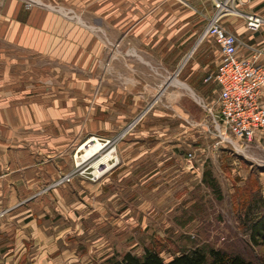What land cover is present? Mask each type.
<instances>
[{"label": "rangeland", "instance_id": "rangeland-1", "mask_svg": "<svg viewBox=\"0 0 264 264\" xmlns=\"http://www.w3.org/2000/svg\"><path fill=\"white\" fill-rule=\"evenodd\" d=\"M19 1L24 12L39 7L72 19L82 32L78 34L84 27L103 33L89 20L103 13L113 22L116 15V0ZM213 3L123 0L117 16L124 21V53L118 56L111 40L98 47L91 41L92 51L82 54L79 38L70 61L0 42L1 51L12 56V88L35 92L50 81L75 84L76 100L70 106L74 120L63 122L64 127L74 122L75 136L61 137L59 150L50 156L44 142L38 161L58 163L53 184L68 186L70 196L60 200L55 212L70 230L77 264H115L126 252L142 256L146 250L169 260L194 248L226 250L264 264V242L253 244L244 224L248 212L258 216L257 206L264 200V129L250 143L234 144L206 112L215 105L216 84L204 77L214 68L218 50L212 39L201 40L200 33ZM231 16L237 14L226 12L221 24L229 25ZM147 47L151 53L143 51ZM117 62L125 81L132 74L127 66L133 64L139 82L122 90L109 84L101 88L106 77L115 80L111 67ZM206 65L209 69L202 71ZM90 136L112 143L78 165L76 158L85 153ZM112 149L115 166L90 180L92 166Z\"/></svg>", "mask_w": 264, "mask_h": 264}, {"label": "crops", "instance_id": "crops-1", "mask_svg": "<svg viewBox=\"0 0 264 264\" xmlns=\"http://www.w3.org/2000/svg\"><path fill=\"white\" fill-rule=\"evenodd\" d=\"M122 2L115 1L113 22H109L103 13L94 16L97 18L94 21L89 20L88 23L99 25L100 30L105 29L103 33H94L92 29L87 31L84 27V33L78 34L82 32L76 30L75 22L68 17L39 7L24 12L19 0H0V42L13 44L22 52L47 54L70 61L76 53L79 38L84 42L78 49L82 54L86 49L92 51L91 41L97 42L98 47L100 43L104 44V40H111L116 43V56L123 55L125 36L120 29L124 21L121 22V17L117 16ZM235 8L264 18V0H249L246 4L239 1ZM229 21L226 27L222 25L243 43L238 46L240 57L250 56L244 44L264 47V24L254 31L246 26L241 16H231ZM140 24L134 26L139 27ZM108 25L110 28L107 30ZM171 47V40H168L167 49ZM149 49L152 48L147 47L143 51L151 53ZM187 54L185 51L183 58ZM11 57L5 49H0V73L3 76L0 79V264H77L74 243L68 241L70 230L67 231L66 225L60 222L59 212H55L60 200L70 196L68 186L53 184L59 175L58 163L53 159L38 161L44 142L50 147V156L59 150L61 137L75 136L74 122L70 126L63 125L64 121L74 120L70 106L76 100L75 84L64 82L59 85L50 81L35 92L25 91L23 87L18 91L12 88ZM260 59L264 61V55ZM218 62L219 50L214 68L209 69L206 65L200 69L213 71ZM118 65L119 62L111 67L116 69L115 80L106 77L105 83H100L101 88H108L109 84L116 90H122L130 83L133 87L135 82H139L133 76V64L130 68L127 66V72L132 73L127 81L121 77L123 72ZM117 96L120 99L122 94L117 91Z\"/></svg>", "mask_w": 264, "mask_h": 264}, {"label": "built area", "instance_id": "built-area-1", "mask_svg": "<svg viewBox=\"0 0 264 264\" xmlns=\"http://www.w3.org/2000/svg\"><path fill=\"white\" fill-rule=\"evenodd\" d=\"M239 1L214 0V11L207 19L201 40L212 39L219 50L218 64L204 77V82L213 81L216 84L215 105L208 106L206 112L212 116L215 126L225 131L224 138L234 144H247L254 139L257 132L264 129V61L260 59L264 55V47L244 44L250 51V56L240 57L238 46L243 43L221 24L220 19L228 11L242 15L246 19L247 27L254 31L264 24V19L253 13L242 14L239 10L235 11V4ZM93 137L98 140L100 148L89 158L77 157L78 165L96 156L112 143L109 139L90 136L84 143L87 148L93 142ZM110 151L112 157L108 161L92 166L90 180L97 181L115 166L117 159L113 155V149ZM187 157L191 159L193 154L188 153Z\"/></svg>", "mask_w": 264, "mask_h": 264}, {"label": "trees", "instance_id": "trees-1", "mask_svg": "<svg viewBox=\"0 0 264 264\" xmlns=\"http://www.w3.org/2000/svg\"><path fill=\"white\" fill-rule=\"evenodd\" d=\"M261 199V198H260ZM259 202V200H257ZM260 206L257 217L249 216L244 220L249 240L253 244L264 242V200L259 202ZM249 216V217H248ZM115 264H257L247 260L241 255L226 250L210 248L203 250L194 248L182 251L165 260L157 252L146 250L142 256L133 255L130 252L123 254L121 260Z\"/></svg>", "mask_w": 264, "mask_h": 264}, {"label": "bare ground", "instance_id": "bare-ground-1", "mask_svg": "<svg viewBox=\"0 0 264 264\" xmlns=\"http://www.w3.org/2000/svg\"><path fill=\"white\" fill-rule=\"evenodd\" d=\"M91 144H89V147L87 148V144L85 145V148H84V154L81 155V158L82 159H85L87 157H89L90 155H92L93 153H96V151H98V149L100 148V144L97 143V139L95 137H93L91 139ZM112 151L108 152L106 155H104L100 160H99V163L101 162H104V161H108L110 159V157H112L111 154Z\"/></svg>", "mask_w": 264, "mask_h": 264}]
</instances>
